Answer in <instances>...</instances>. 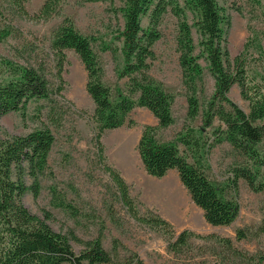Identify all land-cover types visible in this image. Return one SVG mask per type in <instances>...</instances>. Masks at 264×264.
Wrapping results in <instances>:
<instances>
[{
    "label": "rangeland",
    "instance_id": "rangeland-1",
    "mask_svg": "<svg viewBox=\"0 0 264 264\" xmlns=\"http://www.w3.org/2000/svg\"><path fill=\"white\" fill-rule=\"evenodd\" d=\"M43 1L29 0L25 10L32 15ZM123 1L58 0V13L47 20L13 18L11 24L18 28V35L0 44V56L20 64L42 66L54 87L56 69L48 48V38L62 20L68 18L82 35L90 38L92 51L103 70L101 80L110 88L112 96L116 98L119 94L124 95L128 79L118 76L124 65L120 51L123 23L118 11ZM216 2L226 9L230 18L226 33L230 60L242 51L250 29L260 34L264 50V23L259 9L248 0ZM187 15L191 24V16L189 13ZM141 26L147 27L146 18L142 19ZM158 30L161 37L151 47L152 57L147 61L148 74L172 96L170 111L173 123L158 129L157 138L161 142L174 143L179 153L192 164L190 151L177 138L185 132L187 125L202 131L203 138H212L211 130L218 125L217 121L210 128H203L201 113L212 95L215 83L207 63L201 59L202 92L197 93L199 114L188 122L186 93L181 84L175 45L176 18L170 13L166 14ZM192 36L196 43L198 36L194 28ZM64 53L61 73L64 98L52 96L51 100H31L22 111L9 112L0 118L2 137L25 135L28 131L43 127L49 128L54 137L47 158L48 169L40 177V193L37 197L30 193L24 194L22 204L40 218L43 217V210L48 211L52 219L47 223L56 232L68 236L72 234L83 242L100 237L102 247L112 257L110 264H128L133 254L143 264H264V233L260 229L264 218V191L253 192L239 179L235 193L228 180L230 170L244 166L246 160L225 141L203 154L205 173L209 180L222 190L225 197L235 200L239 206L236 219L228 226L209 225L181 185L175 170H169L161 178L151 177L145 172L136 144L142 127L155 126L157 121L148 110L141 107L130 111L123 127L104 131L100 141L107 163L128 185L138 215L145 216L149 210L151 214L167 220L174 235L147 226L128 214L118 199L113 182L102 171L92 143L95 124L91 117L94 105L85 91V70L73 51L65 50ZM255 56L247 59V70L250 74L264 75V60L257 62ZM227 96L243 111H248L247 102L240 98L236 85L231 87ZM128 121L133 124L127 125ZM256 148L264 159V139ZM259 174L264 175V165L259 168ZM26 183L29 184V180L26 179ZM52 189L65 207L53 205ZM182 230L206 238L194 235L180 252L170 251L168 244ZM71 244L76 252L83 248L75 241H71Z\"/></svg>",
    "mask_w": 264,
    "mask_h": 264
},
{
    "label": "trees",
    "instance_id": "trees-1",
    "mask_svg": "<svg viewBox=\"0 0 264 264\" xmlns=\"http://www.w3.org/2000/svg\"><path fill=\"white\" fill-rule=\"evenodd\" d=\"M29 0H0V44L17 36L19 30L13 18L47 20L58 13V0H44L32 15L25 7ZM90 2H112V0H88ZM257 7L264 23V0H248ZM122 17L121 55L123 67L119 78H127L126 94L112 96L111 90L102 80L103 70L99 59L92 51L91 40L82 35L68 18L54 29L48 38V48L55 62L56 85L53 87L42 66L17 63L0 56V118L9 112L22 111L31 100H51L52 96L64 98L62 67L65 50L73 51L86 73L85 91L93 101L92 121L95 124L92 143L101 164V169L113 182L118 199L128 214L150 227L159 228L171 236V225L163 218L151 214L139 216L129 195V187L119 173L106 161L104 146L100 141L104 131L123 127L130 111L135 107L145 108L156 119L157 124L144 125L140 132L136 151L145 172L151 177L161 178L169 170H175L181 185L192 202L201 211L205 222L212 226H228L239 212L238 203L224 196L205 173L203 154L223 141L246 160L244 166L230 170L229 185L236 193L238 180L242 179L253 192L264 191V175L259 168L264 159L257 145L264 139V75L250 74L247 59L264 60L260 34L250 29L242 51L230 60L226 33L230 18L226 9L216 0H124L118 9ZM170 13L176 18L175 37L181 84L186 93L188 122L199 114L197 93L202 92L203 68L199 61L207 63L214 80L213 92L201 113L203 128L217 126L211 130V139L203 138L202 131L185 126V132L177 141L191 153L193 163L181 155L174 143L161 142L157 130L171 126L172 96L164 91L162 84L148 74L151 47L161 37L158 26ZM191 16V24L188 15ZM147 27L141 26L142 19ZM198 36L196 43L192 29ZM249 51L254 52L251 54ZM236 85L239 96L247 102L245 112L227 96ZM133 124L128 121L127 125ZM202 130V129H201ZM54 137L47 127L28 131L20 136H0V264H110L112 257L102 247L100 237L81 241L74 235L54 231L48 220L52 215L42 211L40 218L32 214L21 202L24 194L37 197L40 193V177L48 169V154ZM252 167V168H251ZM29 180V184L26 183ZM53 205L65 207L56 197ZM66 207H69L66 204ZM264 233V218L260 228ZM195 233L182 230L168 244L170 251L178 253L187 245ZM198 238L206 236L195 235ZM82 245L76 252L71 244ZM133 254L128 264H143ZM198 264V263H194Z\"/></svg>",
    "mask_w": 264,
    "mask_h": 264
},
{
    "label": "bare ground",
    "instance_id": "bare-ground-1",
    "mask_svg": "<svg viewBox=\"0 0 264 264\" xmlns=\"http://www.w3.org/2000/svg\"><path fill=\"white\" fill-rule=\"evenodd\" d=\"M174 206V205H173Z\"/></svg>",
    "mask_w": 264,
    "mask_h": 264
}]
</instances>
